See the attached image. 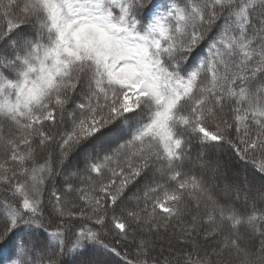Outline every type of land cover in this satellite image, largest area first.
Here are the masks:
<instances>
[{
    "label": "snow or ice",
    "instance_id": "6c2138e0",
    "mask_svg": "<svg viewBox=\"0 0 264 264\" xmlns=\"http://www.w3.org/2000/svg\"><path fill=\"white\" fill-rule=\"evenodd\" d=\"M0 264H264V0H0Z\"/></svg>",
    "mask_w": 264,
    "mask_h": 264
},
{
    "label": "trees",
    "instance_id": "16d2710c",
    "mask_svg": "<svg viewBox=\"0 0 264 264\" xmlns=\"http://www.w3.org/2000/svg\"><path fill=\"white\" fill-rule=\"evenodd\" d=\"M132 254H134V252Z\"/></svg>",
    "mask_w": 264,
    "mask_h": 264
}]
</instances>
